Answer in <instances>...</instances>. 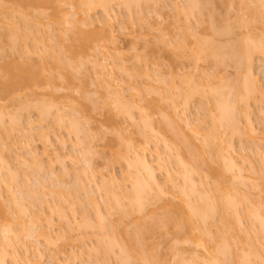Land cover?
I'll return each instance as SVG.
<instances>
[{"label": "rangeland", "instance_id": "rangeland-1", "mask_svg": "<svg viewBox=\"0 0 264 264\" xmlns=\"http://www.w3.org/2000/svg\"><path fill=\"white\" fill-rule=\"evenodd\" d=\"M88 1L50 0L47 4L41 5L44 7H38L33 3V5H29V3L24 5L21 0H0V83L3 80V67L13 61L39 64L43 60L44 64L43 61L41 64L45 65V69L41 72L43 76L41 81L45 84L31 89L21 87L16 91H0V173L2 174L0 176L7 180V185L12 187L9 191L6 184H0V191H2L0 202L3 206L1 207L3 211H0V245L4 241L2 240L3 232H1L4 226L10 225L8 232H11L8 233L11 243L9 246L4 243L8 253L4 252L5 257L3 255L4 260L2 259V261L4 262L2 264H125L127 261L130 262L129 264H203L209 252L217 247L218 238L216 239V236L218 237L220 230L218 227H221L223 221L226 222V226L228 224L230 229L228 231L227 228L225 229L226 226L222 225L225 230H221H227V235L226 232L224 233L226 237L221 235L222 241L227 244H224L227 247H225L226 250L220 254V258L224 259V264H264V222L261 221L262 217L264 221V206L258 207L257 205L258 202L264 204V54H262L264 50H259L260 52L254 50V54H252L254 59L252 58L253 64L250 66L252 69L250 72L256 79L254 84L256 82L257 90L251 89L253 93L247 92L241 85L244 73H246L243 71L245 68L239 72L237 68H241L242 65L236 66L235 69L237 61L233 62L240 59L238 54L242 57V51H245L243 49L246 46L244 41L248 36L249 40H253V42H249L247 39L248 44L251 43L250 46L253 45L252 43H257L262 48L263 43H260L264 40V0H207V2H201L202 4L206 3V5H200L202 9L207 7V10L204 8L205 12L201 11L203 17L200 13L201 17L198 16L193 10L194 17L189 15L188 21L185 22H188L189 24H187L193 29L201 26L195 29L197 34L199 29H202V32L199 31L198 34L199 39L202 40L208 35L210 38H206H209L210 45L213 42L216 43L213 46L218 44L222 48L226 42L231 44L235 42L238 43L237 47L242 53L238 50L237 56L233 53L236 57L231 58L232 56L228 52L232 53L230 50L235 43L231 48L230 44H226L225 46H229L228 49H230L227 50L225 47L221 49L228 51L227 54L225 52L223 60L217 58L218 52L216 54L215 51L209 49V53L212 51L215 56H211L212 52L209 55L205 51L203 52L205 53L204 58L201 53L200 58L202 57V59L196 61L194 57L189 56L191 49H195V39L189 37L192 34L187 35V32L192 33L193 29L190 28L186 32L184 28H177L185 23L184 21L182 24L179 23L183 20L184 12H178L177 15L174 12V7H182L181 10L186 9L187 0H156V3H152V0H141L139 5L136 3L134 5L132 2L131 5L126 4L124 0H114L108 4L107 11L100 6L87 9L85 2ZM37 11L40 13L39 16L36 14ZM207 12H212L213 16L211 17ZM105 14L108 16L105 17ZM176 16L181 19H178L179 22L176 20ZM107 17L110 20V26L104 27L98 34L94 54L91 52L86 57L87 60H84V64L82 62V66H77L78 70L76 68L68 71L66 65L69 63L65 61L71 59L67 58L68 54L64 48L70 43L71 34L77 29L97 31L101 25L97 20ZM34 18H38V20L41 18L39 25L35 23ZM87 18L92 20L91 25L82 24L81 19ZM199 18L202 19V22ZM210 19L216 20L213 26L217 24V28H220V25L222 27L223 24L224 26L228 25V28H231H229L231 31H229L231 34L228 32L229 36L234 33V37L228 38L227 33L221 37L218 36L220 40L216 34V37L211 34L212 38L209 35L210 30H207V26H211L208 25ZM218 21L219 23H217ZM33 23L37 26H34ZM244 23L247 28L243 25ZM204 24L207 25L206 28L203 27ZM225 27L223 28L226 29ZM178 29L186 32V38H188V40L185 38L184 44L182 43L183 47L185 46L189 51L186 53L187 50L184 47L185 58H178L180 53L175 50L179 46L174 44L177 37L179 39ZM14 30L16 31L15 37ZM204 31L209 33L206 32V35ZM26 34L36 36L38 43L36 42L34 45L33 39L24 38ZM203 34L206 36L202 37ZM223 37L225 40L227 39L226 42H223L225 41ZM214 38L218 39V43L217 39L213 41ZM196 39L198 40V37ZM12 40L15 42V47L11 46L14 43ZM24 47H27L31 53L24 54L21 51ZM215 49L213 48V50ZM178 50L181 51V49ZM51 51H54L52 55L57 56L52 57ZM107 51H110L115 57H111ZM173 51H176L174 54L178 55L177 60L174 58L176 56ZM186 54L188 55L186 56ZM183 55L184 53L181 56ZM242 60L240 59L238 62L241 63ZM93 62L104 67L102 68L103 72L110 73L109 81H122L123 84L120 86V82L114 83L115 85L112 83L116 88L108 87L96 74L98 68L96 67V70ZM237 65L239 64L237 63ZM118 66H124L125 69ZM172 72L174 74L177 72L181 77ZM63 76H67V78H63ZM190 79L193 82H189ZM157 87H160L159 91L163 97L156 94ZM211 87L222 91V97L226 101L223 105H227L226 108L234 106V108L232 106L230 108L231 110L235 109L232 110V113L239 119L238 131L230 133L228 127L224 126L223 128V122L219 120V123L216 122L217 120L216 123L214 122L212 116L218 114L216 105L220 104L217 100L222 97L215 99L220 93L213 97V94L216 93L211 91ZM191 89H195V92L191 93L190 97L186 94L189 98H187L186 104L183 96ZM166 96L167 98H165ZM122 97L127 104L126 108L130 107L128 110L132 113L133 119L131 120L127 119L126 114L123 115L116 111V104L122 103H117L118 99L124 100ZM227 103L231 105L228 106ZM173 104L177 105V107L173 106L177 108H175L177 113L181 108L185 109L183 110L184 116L179 112L178 118L175 111L181 130L179 127H172L176 122L175 116H173L175 119V122H172L173 125L169 115H167L169 120L163 118L165 122L161 121L160 109H165L164 111L172 115L174 113L172 111ZM223 105H219L220 108ZM43 108L46 110V113L45 110L42 112L45 113L44 115L40 113ZM231 110L229 109L230 112ZM143 112L145 113L143 118L153 128L146 134L145 139L147 131L143 133V130L146 129L141 116ZM183 117L188 120L184 122ZM164 123L168 127H165ZM191 124L193 127L196 126L197 130L199 129L197 131L194 128L197 133L193 131ZM250 125L254 129L253 134H249ZM169 126L178 129L174 131ZM71 127L77 129L73 130ZM176 132L179 135H188L197 145L194 147L190 140L192 147L186 149L188 146H182V143H179L182 138L176 134L180 139L178 143L185 147L182 148L176 143L182 148L179 151H183L180 157L193 167L190 178L193 180L195 188L190 190L191 192L187 190L191 202L193 199L195 204H203L204 199L205 202L209 201L208 205L215 203L216 206V208L214 207L215 214L207 217L203 220L204 222L196 218L193 219L192 225L195 230L191 234L185 229L177 227L176 223L180 220V214L171 208L170 204L178 205L184 211L187 206L179 204L170 195L153 198L144 205L140 212H132L128 198L123 197V194L125 196L126 191L130 189L129 181H124L125 184L119 187L118 191L114 190L111 184L110 187L107 185L109 188L112 187L114 192L120 193H117L119 198L123 197L119 200L121 204L119 206L124 210L127 207L126 209L132 212L128 211L131 214L123 216L117 212L118 209V211L121 209L116 206L117 201L112 203L115 197L112 196V193L109 196L110 193L106 194L108 191L104 190L107 188L105 186L108 182L104 181L106 182L104 186V183L100 181V173L112 175L119 180L123 176L126 177L128 173L131 174L132 171L130 172V169L128 170L126 167V161L121 156L114 154V151L123 153L126 142L130 139L135 146L145 147L144 156L148 160H152L157 181L162 188L165 187L168 191H173L177 197L181 186H184L182 188L185 189L187 185V182L183 180L185 171L182 166L177 165V160L175 162L174 159L176 156L174 148H179L174 146L178 145L172 144L173 148L170 146L172 149L165 147L173 142L171 140L177 142L178 138L174 137ZM209 133L212 134H210L211 137L208 136ZM212 136L216 138L215 142L212 140L214 143L211 148L210 143L209 145L204 143H207L205 138L211 139ZM187 139L189 141V138ZM164 140L171 142L165 145ZM182 141L188 144L184 139ZM222 141L223 143L220 145L219 143ZM225 143L230 147L228 146L222 153L219 147L223 148ZM223 144L224 146H222ZM53 148H57L58 157L50 158V155L48 158V153ZM29 151H34L38 160H32ZM70 153L73 156L76 155L77 163V160L73 161L69 158ZM155 154H162L163 161H160L164 165L161 169H158L154 163ZM223 154L225 156L229 154L234 163L241 166V177L229 179L232 174L227 173L228 169L224 170L225 165L221 160ZM84 163L86 166L89 163L91 168H86ZM3 164L6 167H3ZM37 165L44 168L41 167V170L37 168V171ZM7 167L8 169H6ZM83 167L88 169L84 168L87 172L85 174L82 172L84 176L80 172ZM214 168H217L216 171L222 169V177L215 178L217 173L213 170ZM230 172L234 171L229 170ZM92 173L95 184L89 183ZM141 174L143 175L142 172ZM200 174L203 177L202 184L198 180L201 178ZM25 176L29 179L25 180ZM90 180L92 181V179ZM215 183L219 185L218 188ZM16 187L17 189L22 188L21 192H23L20 194V190L16 191ZM26 189H33L29 193L31 196L26 194L27 192L24 191ZM14 191L16 192L14 193ZM17 192L21 197L18 201L22 200L19 202L21 205L23 204V208H26L25 214L22 210L19 211L20 206L17 207L13 204L10 193H14L13 197L15 198ZM221 197L231 200V204H236V209L239 211H237V218L230 206L226 207L218 202V198ZM105 198H108L106 199L108 203L110 202L106 207L109 213H106ZM111 203L115 205L112 207ZM96 207L103 215H100L101 219L96 215ZM10 213H14V215ZM171 214L173 220H168L171 221L170 223L166 221L167 219L166 222H163L164 218H169L172 216ZM6 215H8L7 219L9 215L14 218L12 220L9 218L7 221ZM151 220L155 222L159 220L160 223L168 224H164L165 226L160 229V225L153 224L157 225L154 227L156 230L154 228L152 230L155 233L152 232L151 236L150 234L149 236L145 235L148 238L145 237V243H143V238V246L140 245L143 247H141L142 251L139 247L141 252L138 251L140 253L134 254L133 251L138 250L136 249L138 246L136 248L134 246L137 244L138 235L143 230L141 227H145V223L151 226ZM85 221L86 223H84ZM20 226L24 230L20 229ZM28 229H30L31 237L25 236ZM17 234L19 241L14 238ZM101 236L105 237V241L100 240ZM134 240L135 250L130 249L129 251V256L132 255L131 258L126 256L123 259L122 255L120 256L121 249L119 247L126 244H123L124 241H133L130 243H134ZM106 242L112 246L111 249L109 248L110 250L105 249L104 246L109 247ZM128 246L132 248V245L128 244ZM1 248L5 247L1 246ZM131 250L133 251L131 252Z\"/></svg>", "mask_w": 264, "mask_h": 264}, {"label": "bare ground", "instance_id": "bare-ground-1", "mask_svg": "<svg viewBox=\"0 0 264 264\" xmlns=\"http://www.w3.org/2000/svg\"><path fill=\"white\" fill-rule=\"evenodd\" d=\"M21 1H23L22 3L24 4V5H26L27 3H29V5L31 4V5H37L38 7H44V6H41V5H44V4H47L50 0H21ZM110 1H114V0H97V1H94V0H92V1H88V2H85V4L87 5V9H91V8H93V7H96V6H100V7H102L103 8V10H105V11H107V6H108V4H110ZM143 1H151V0H143ZM186 1V0H185ZM24 2H26V3H24ZM124 2L126 3V4H130L131 2L132 3H134V5H135V3H136V5H139L140 3L139 2H141V0H124ZM157 1L156 0H152V3H156ZM188 4H186L185 6H186V9H180V8H182V7H180V8H177V7H174L173 9H174V12H176L175 14L177 15V13L178 12H184L183 14H184V16H183V20H182V22L180 21H178V19H180V18H178L177 16L175 17L176 18V20L179 22V23H184L185 21H188V16L190 15V16H193L194 14H192L193 13V10H194V12L196 11V14H198V16H200L199 15V13L201 14L203 11H204V8L207 10V7H203V9H202V6H200V5H206V3H204V4H202L201 2H207V0H205V1H201V0H187L186 1ZM200 2V3H199ZM33 3V4H32ZM28 5V4H27ZM131 5V4H130ZM157 5H158V3H157ZM157 5H155V6H157ZM215 6H217V5H215ZM216 8V7H215ZM213 9V8H212ZM205 10V11H206ZM209 10V9H208ZM82 11V10H81ZM202 11V12H201ZM204 11V12H205ZM216 11V10H215ZM215 11H212V12H215ZM38 12V11H37ZM212 12H207V13H209L210 14V16L212 17L213 16V14H212ZM106 13V12H105ZM36 14H38V16L40 15V13L38 12V13H36ZM81 14H83V13H81ZM174 14V15H175ZM212 14V15H211ZM216 14H217V12H216ZM202 15V14H201ZM214 15H215V13H214ZM105 17L106 16H108L107 14H105L104 15ZM217 16H219V15H217ZM37 17V16H36ZM194 17V16H193ZM201 17V16H200ZM202 17H203V15H202ZM207 17H209V15H207ZM210 17V18H211ZM39 18V17H38ZM38 18H34V21H35V23L37 24V25H39V22H40V19L38 20ZM214 19H215V16L213 17ZM101 19V18H100ZM100 19H98L97 21H98V23L99 24H101L100 25V28L97 30V31H83L82 29H77V31H75L74 33H72L71 34V37H70V43H68L67 45H66V47L64 48V50H65V52L68 54V56H67V58H70L71 60H69V59H67V61H65V62H67V63H69V64H67V63H64L67 67L66 68H68L67 70L69 71V69H70V71H72V70H75L76 68H77V66L79 67V65L80 66H82L83 64H84V60L86 59L87 60V56L88 55H90V53L91 52H93V54H94V52H95V49H96V46H97V42H96V39H97V37L99 36L98 34H100V31L102 30V29H104V27H108V26H110V20H109V18L107 17V18H105V19H103V20H100ZM130 19V18H129ZM199 19H201V18H199ZM216 19H217V17H216ZM218 19H219V17H218ZM181 20V19H180ZM34 21H32V22H34ZM54 21H56V20H54ZM184 21V22H183ZM194 21V20H193ZM201 22H202V19L200 20ZM204 21V20H203ZM208 21H209V19H208ZM207 21V22H208ZM213 20H211L210 19V22H208V25H211V26H207V30L209 31L210 30V32L211 33H209V32H207V33H209V35L210 36H212V35H214V37H216V35H217V38H218V36L219 37H221V36H223V35H226L229 31H230V29L228 28V25H226L225 24V26H227V27H225L224 26V24L223 23H221V24H223L222 25V27H221V25H220V28H217V24H214V26H213V23H216L215 21L216 20H214L213 22H212ZM68 22V21H67ZM81 22H82V24H84V25H86V26H88V25H91L92 24V20L91 19H81ZM196 22V21H195ZM245 22V21H244ZM188 23V22H187ZM186 22L184 23V24H182L183 26H181L180 24V26H178L177 28H184V31H185V29H186V32L188 31V29L190 30V28H191V30L193 29L191 26H189L188 24H187ZM210 23V24H209ZM217 23H219V21L217 22ZM246 23H247V21H246ZM34 24V23H33ZM36 24H34V26L36 25ZM197 24V23H196ZM195 24V25H196ZM199 24V23H198ZM202 24V23H201ZM36 25V26H37ZM200 25V24H199ZM203 25V24H202ZM243 25H245V23L243 24ZM197 26V25H196ZM195 26V27H196ZM206 26H205V24H204V26L203 27H205L206 28ZM201 27V26H200ZM199 26L197 27V28H200ZM212 27V28H211ZM223 27H225L226 29H224ZM245 27H246V25H245ZM176 28V29H177ZM197 28H195V29H197ZM209 28V29H208ZM247 28V27H246ZM195 29H193V32L191 33V32H187V35L188 34H192V35H190L189 37L191 38V39H195V41H194V45H195V49L193 48V49H191V51L189 52L188 50H187V48L185 47V49L187 50L186 51V53L187 52H189V53H191L189 56H192V57H194L195 58V61L197 60V59H202V57L200 58V56H202L201 55V53H203V52H205V53H209V49H211L213 52L215 51V53L216 54H218L219 53V56L217 55V58L219 57L220 59H222L226 54H227V50H229L230 48H231V46H232V44H234V43H227L226 42V40L229 38V37H232L233 35H234V33L232 34V36H229L231 33V31L227 34V36H228V38L226 37V36H224V37H226L227 39L225 40V38L223 37V39L225 40V41H223V39L221 40V44H222V41L223 42H226L225 43V45L226 44H230V48L228 49V47L227 46H223L222 48H224L225 47V49H227V50H221L222 48L221 47H219V45L217 44V45H215V46H213L214 44H216V43H211V45H210V41H209V36L206 34V32L204 31V33L207 35H204L203 34V36L202 35H200V36H202V37H204V36H206V37H209L208 39L206 38V37H204V39H202L201 40V38L199 39V31H201L200 29H199V31H198V34H197V32H196V30ZM212 29V30H211ZM38 30V29H37ZM179 30V31H178ZM177 31H178V34L179 35H177V36H179V39H178V37H177V39H176V43H174L175 45H179V46H177L176 47V51H177V53H180V54H178V55H180V56H178L177 54L175 55L174 53H176V51L174 52L173 51V54L176 56V57H174V58H176V60H177V56H178V58H183L184 56H185V52H184V47H183V44H184V42H185V38L187 37L186 36V32H184L183 30V32L180 30V29H178ZM36 31V30H35ZM35 31H33V32H35ZM195 31V32H194ZM16 31L14 30V32H13V35H14V37L16 36V34H14ZM182 32V33H181ZM202 32V31H201ZM200 32V33H201ZM213 32V33H212ZM247 32V31H246ZM194 33V34H193ZM202 34V33H201ZM212 34V35H211ZM216 34V35H215ZM245 34H247V33H245ZM195 35V38H193V36ZM196 35H197V37H198V40L196 39L197 37H196ZM24 36V35H23ZM161 36H163V35H161ZM248 36V35H247ZM234 37V36H233ZM232 37V38H233ZM236 37V36H235ZM246 37V36H245ZM24 38H26V39H33V41L35 42L34 43V45L36 44V42L38 43V38L35 36H33V35H25L24 36ZM212 38H213V36H212ZM217 38H214L213 39V41H216L215 39H217ZM13 39H15V38H13ZM187 40H188V38H186ZM219 40H220V38H218ZM218 39H217V43H218ZM246 39V38H245ZM247 39L249 40V36L247 37ZM247 39H246V41H247ZM179 40V41H178ZM186 40V41H187ZM262 40V39H261ZM260 40V41H261ZM229 42H230V39L228 40ZM234 41V40H233ZM246 41H244V43H245V45L247 46H245V48L243 49V50H245V51H240L239 50V48L237 47V44L235 43V50L233 51V49H234V46H232V48H231V50L230 51H232V53H229L228 52V54L230 55V56H232L231 58H233V56L234 57H236L237 56V54L239 53V52H241L243 55H242V57H241V55L240 54H238V57H240V59L242 60V58H243V60L241 61V63L240 62H238L239 60H234L233 62H236L237 61V63L239 64V65H237V63L235 64V69L238 67V66H240V65H242L241 66V68H237L238 69V71L239 70H241V69H243V68H245L246 69V71H245V69H243V71L244 72H246V73H244L242 76H243V80L241 81V85L242 86H244V90H246L247 92H249V93H253V91H257L256 90V86H255V84H256V82H255V84H254V81H256V79L254 78V76L252 75L253 73L252 72H250V70H252L251 69V67L250 66H252V58L254 59V57H252V54H254V50L255 51H258V52H260V51H263L264 50V40L260 43V44H262V48L261 47H259L258 45H257V43H252L253 45L252 46H250L249 44H251V43H249L248 44V41L246 42ZM259 41V42H260ZM12 42H14V40H12ZM249 42H253V40L251 39V40H249ZM183 43V44H182ZM191 43V42H190ZM247 43V44H246ZM224 44V43H223ZM187 45H188V43H187ZM248 45H249V47H248ZM12 47H15V42L11 45ZM211 46V47H210ZM239 46V45H238ZM61 47V46H60ZM189 47V46H188ZM210 47V48H209ZM181 49V51L180 50H178V49ZM190 48V47H189ZM208 48V49H207ZM213 48L215 49V50H213ZM246 48H247V50H246ZM59 49H61V48H59ZM258 49V50H257ZM262 49V50H261ZM48 50H50V49H48ZM204 50V51H203ZM210 50V51H211ZM217 50V51H216ZM238 50H239V52H238ZM260 50V51H259ZM21 51L24 53V54H30L31 53V51L27 48V47H24L23 48V50L21 49ZM57 51V50H56ZM208 51V52H207ZM211 51V52H212ZM220 51H221V53H220ZM222 51H224V53H222ZM47 52V51H46ZM54 53V51H51V53H50V55H52L53 53ZM108 52V54H110V56L112 57V56H114V54H111V52L110 51H107ZM210 52V53H211ZM212 52V54H211V56L213 55V56H215V54ZM218 52V53H217ZM225 52H226V54H225ZM253 52V53H252ZM264 52V51H263ZM262 52V54H264ZM184 53V55L183 56H181L182 54ZM205 53H203V58H204V55H205ZM210 53H209V55H210ZM233 53L234 54H236V56L235 55H233ZM220 54H221V56H220ZM225 54V55H224ZM188 54H186V56H187ZM228 55V56H229ZM240 55V56H239ZM54 55H52V57H53ZM55 56H57V55H55ZM54 56V57H55ZM228 56H226V57H228ZM115 57V56H114ZM238 57H237V59H238ZM161 58V57H160ZM185 58V57H184ZM214 58H216V57H214ZM234 59V58H233ZM236 59V58H235ZM223 60V59H222ZM43 60H41V62H42ZM69 61V62H68ZM218 61V60H217ZM41 62L39 63V64H35V63H32V64H30V63H22V62H16V61H13V62H11V64H6L4 67H3V80L1 81V83H0V91H3V92H7V91H16V90H18L19 88H21V87H27V88H29V89H31V88H36V87H39V86H41L42 84H45V82H43L42 83V79H43V76L41 75V72H42V70L43 69H45V65H43L44 64V61H43V64H41ZM83 62V64L81 65V63ZM172 62H173V60H172ZM174 62H175V59H174ZM220 62H221V60H220ZM94 63V65H95V68L97 67L98 68V70H97V68H96V70H97V75H98V77L100 78V80H102V82L104 83V84H106L108 87H112V88H116V87H113V85H115L114 83H118V82H120V86H121V84H123V82L122 81H113V82H111V81H109V79H108V77L110 78V73L109 72H103L102 71V68H104V67H101V65L99 64V63H96V62H93ZM176 63H177V61H176ZM69 66V67H68ZM237 66V67H236ZM244 66V67H243ZM119 68H121V69H125V67L124 66H118ZM48 68H50L49 66H48ZM62 68V67H61ZM72 69V70H71ZM79 68H77L76 70H78ZM60 70V69H59ZM125 71V70H124ZM243 71H241V72H243ZM60 72V71H59ZM75 72H77V71H75ZM240 72V71H239ZM173 74H174V72H172ZM179 73V72H178ZM61 74V73H60ZM172 74V75H173ZM175 74H177V72L175 73ZM174 74V75H175ZM181 74V73H180ZM184 74V73H183ZM182 74V75H183ZM62 75V74H61ZM178 75V74H177ZM64 76H65V74H64ZM63 76V78H67V76L66 77H64ZM179 76V75H178ZM53 77H55V76H53ZM179 77H181V76H179ZM181 81V80H180ZM190 81H192L191 79L189 80V82ZM193 82V81H192ZM112 83H113V85H112ZM243 83V84H242ZM212 88V87H211ZM210 88V89H211ZM254 88V89H253ZM251 89H253V91L251 90ZM160 90V87L158 88L157 87V90L155 91V92H157L156 94L159 96V97H163V94H161V91H159ZM217 90V91H216ZM218 90H220V89H217V88H212L211 89V91H213V93L215 92L216 94H213V97H214V95H219V94H217V93H220V95L218 96V97H215V99L217 98H221L222 96H223V94H222V91L220 90V91H218ZM245 91V92H246ZM193 92H195V89H191L189 92H187V93H185V95L183 96V100H184V103H186V101L188 102V96L189 95H191V93H193ZM189 93V94H188ZM249 93H247V94H249ZM188 96H187V95ZM264 94V93H263ZM263 94H261V95H263ZM190 97V96H189ZM123 98V97H122ZM165 98H167V96L165 97ZM188 98V99H187ZM124 99V98H123ZM119 101L117 102V103H119V102H122L121 104H116V107H117V109H116V111L118 112V113H121V114H126L125 116L127 117V119H129V120H131V119H133V117H132V113H131V111L130 110H128V108H130L129 106H128V108H126L127 106V104H126V102H125V99L122 101H120V99H118ZM182 100V101H183ZM220 102V104L218 103V102ZM216 102L218 103V105H216V106H218V108H217V110L215 109L214 111L216 112L217 111V115L215 116H212L213 117V120H214V122L216 121V122H218V120L220 121V122H223V124H221V125H223V128H224V126H226V127H228L227 129L228 130H230L229 132L231 133V131L233 132V131H238L239 130V119H238V117H236L233 113H232V110H235V109H233L234 108V106H232L231 104H229V103H227L228 104V106L229 105H231L233 108H232V110H231V106H229V109L231 110V112L229 111V109L228 108H226V106L227 105H223V103H226V101H225V99L222 97L220 100H217ZM223 101V102H222ZM225 101V102H224ZM215 102V103H216ZM124 103H125V105H124ZM183 103V102H182ZM187 104V103H186ZM186 104H183V105H186ZM121 105V106H120ZM176 105V104H175ZM174 104L172 105V107L173 106H175ZM222 106L223 105V107L222 108H220V106ZM234 105V104H233ZM120 106V107H119ZM122 106H123V108H122ZM225 106V107H224ZM176 107H177V105H176ZM176 107H173L174 108V110H173V108H172V111H174V113L173 112H171V113H173L172 115L171 114H169V113H167L166 111H164L163 109L161 110L160 109V113H161V121H162V123L163 122H165V120H163V118L165 119V118H167L168 120H169V117H171V119H173V120H171L170 119V121H171V123L174 121L175 122V119H176V122L174 123L175 125L176 124H178V120H177V118L179 117L178 116V114H179V112L184 116V114H183V110H185V109H183L182 110V108L180 109V111L178 110V113H177V108ZM215 107V106H214ZM44 108H45V106H44ZM41 109L40 110V113L42 114V115H44L45 113H46V110L45 109ZM176 108V109H175ZM185 108V107H184ZM44 110H45V113H42V112H44ZM175 111H176V113H175ZM182 111V112H181ZM215 112H214V114H215ZM234 112V111H233ZM142 113V112H141ZM202 113V112H201ZM235 113V112H234ZM177 115V118H176V115ZM167 115H169V117H167ZM141 116H142V119H143V122L145 123V124H143L144 126H145V131L143 130V133H145L146 131V133H145V136H144V134H143V136H144V139H145V137H146V134L149 132V131H151V130H153V128H152V126L150 125V123L145 119V118H143V117H145V113L143 112V114H141ZM173 116H175L174 118H173ZM182 117V116H181ZM184 119H183V121L184 122H186V120H188L187 118L185 119V117H183ZM247 118V117H246ZM212 119V118H211ZM248 120H249V118H247ZM246 119V120H247ZM247 120V121H248ZM213 122V123H214ZM215 122V123H216ZM219 123V122H218ZM75 124V126L78 128V126L76 125V123H74ZM74 124H73V127H74ZM165 124V127H168V125L166 124V123H164ZM219 124V125H220ZM167 125V126H166ZM172 125H173V123H172ZM175 125H173L172 127H179V124L177 125V126H175ZM75 127V129H77ZM169 127H171V126H169ZM171 127V128H172ZM191 127H192V129H193V131L194 132H196V126H192V124H191ZM226 127H225V129H226ZM250 127V129H249V134H253L254 133V129H253V127L250 125L249 126ZM72 128V127H71ZM174 128H172L174 131L176 130L177 131V129L178 128H176V129H174ZM181 127H179V129H180ZM194 128L196 129V130H194ZM73 130H75L74 128H72ZM181 130V129H180ZM179 130V131H180ZM199 130V129H198ZM197 130V131H198ZM172 131V130H171ZM178 132H176L175 133V138H178V140L177 139H175V140H177V142L176 141H174V140H171V141H173L170 145L168 144V143H170L169 141L167 142L166 140H164V142H165V145L166 144H168V146H165V147H169V148H171L170 146H172V148H173V145L172 144H174L175 143V145H178L179 143L181 144L182 143V146L183 145H185V147L186 146H188V147H186V149L187 148H190L191 149V147H192V144H193V146L195 147V146H197L191 139H190V137L188 136H185V135H179V134H177ZM197 133V132H196ZM176 134H177V136L179 135V137L180 138H182V139H184L188 144H186L185 142H183L182 141V139L180 140L179 139V137H177L176 136ZM211 133H209V137H211V135H210ZM205 135H207V134H205ZM181 136H183V137H181ZM208 136H204V137H208ZM189 138V141H188V139L187 138ZM172 138V137H171ZM216 137H213L212 136V138L211 139H208V138H205L206 139V141H205V139H204V141L205 142H207V143H204L205 145L207 144V145H209V143H210V147H211V145H212V143H214L215 141H214V139H215ZM174 139V138H173ZM182 141V142H180V141ZM190 140H191V142H192V144L190 143ZM210 140V142H208V141ZM212 140L214 141V142H212ZM178 141H179V143H178ZM145 142H147L146 140H145ZM144 142V143H145ZM176 143H178V144H176ZM217 143V142H216ZM223 143V141L221 142V143H219L220 145ZM179 144V145H180ZM174 146V147H179L178 149L177 148H174L175 149V152H174V154L176 155L175 157H174V159H175V162H176V160H177V162L176 163H178L177 165H179V166H182V169L185 171V173H184V175H183V180H184V182H187V185H186V188L185 189H183L182 187H184V186H181V188H180V191H179V194H178V196L176 197L175 195H174V192L173 191H168L165 187L164 188H162V186L160 185V183H159V181H157V179H156V175L154 174V172H155V168H154V166H153V164H152V160H148L145 156H144V151H145V147L144 146H142L141 148L139 147V146H135L132 142H131V140L129 139L127 142H126V146L124 147V152L123 153H121L120 151H114V154L115 155H119V156H121L125 161H126V167L128 168V170L130 169V172H131V174L130 173H128V175L125 177V176H123L122 178H121V180H119V179H117V178H115L114 176H112V175H109V174H107V175H104V174H102V173H100V181L102 182V183H104V186H105V184H106V182H108L107 184H106V186L105 187H107V185L110 187L111 185H112V187H114L113 189L114 190H117L119 187H121L122 185H124L125 184V182L124 181H126V180H128L129 181V183H130V189H128L127 191H126V195L124 196V194H123V197H127L128 198V204H129V206L131 207V210H132V212L134 211V212H140L143 208H144V205L146 204V203H148L150 200H153V198L155 199L156 197H159L160 198V196H162V195H170L173 199H176L177 201H178V203L179 204H184V205H186L187 206V208H186V210L184 211V210H181V208L178 206V205H174V204H170V207L171 208H173L174 210H176L177 212H179V214H180V220L176 223V225H177V227L178 228H181V229H185V231H188L190 234H191V232L192 231H194L195 230V227H193V225H192V221H193V219L194 218H196V219H198L199 221H203V220H205V219H207V217H211V216H213L214 214H215V212H214V209L216 208V206H215V203H212V204H209L208 205V203L207 202H209V201H207L206 199V202L204 201V199H203V201L202 202H204L203 204H200V203H198V204H195L194 203V200L192 199V202H191V198L188 196V192H187V190H191L192 191V189L193 188H195V184H194V182H193V180L190 178V172H193V167H191L192 165H190V164H188V163H185V161H183L182 160V158L180 157L181 155V152L183 153V151H179L180 150V148L182 147L181 145V147L180 146ZM227 144L225 143V146H226ZM222 146H224V144L222 145ZM225 146L223 147V148H225ZM228 146H229V144L227 145V147L225 148V149H223L221 146L219 147V149H221L222 150V153H224V151L228 148ZM185 147H182V148H185ZM209 147V146H208ZM230 147V146H229ZM171 148V149H172ZM182 148H181V150H182ZM212 148V147H211ZM173 149V150H174ZM185 149V150H186ZM221 150H220V153H221ZM202 151V150H201ZM29 153V156L31 157V159L32 160H34V161H36V160H38V156H37V154L34 152V151H29L28 152ZM200 153H202V152H200ZM58 150H57V148H53L52 150H51V152H49L48 153V158H49V156H50V158L51 157H58ZM226 154V153H225ZM225 154H223V157H221V160H223V162L224 163H222V164H224L225 166H224V170H226V169H228V171H227V173L230 175V174H232L231 176H230V178L229 179H231L232 177L233 178H235V179H238L239 177H241V174H242V172H240V170H241V166H239V165H237L236 163H234V161H233V159L231 158V157H229L230 155L229 154H227L228 156H225ZM76 156V155H75ZM75 156H73V154H69V158L70 159H72L73 161H76V163L78 162V159L75 157ZM200 156H201V154H200ZM221 156H222V154H221ZM162 154H155V158H153L154 159V163H155V165H156V167L158 168V169H161L162 168V165H164V164H161V161L160 160H162ZM202 157V156H201ZM86 161V160H85ZM163 161V160H162ZM205 161V160H204ZM87 162H89V161H87ZM87 162H85V163H87ZM165 162V161H164ZM85 163H84V166H86L85 165ZM236 164V165H235ZM5 165H6V163H5ZM4 164H3V167H6ZM8 165V164H7ZM239 166V167H238ZM41 167H43V166H41ZM40 166L38 167V165L36 166V170L38 171V169L37 168H39V170H41L40 168H41ZM87 167H90L91 168V165H89V163L87 164V166H86V168ZM130 167H132V168H130ZM44 168V167H43ZM85 167H83V169H81L80 170V172H81V175H83L82 174V172H84V174H85V172H86V170H88V169H84ZM134 168V169H133ZM188 168H190V169H188ZM253 168V167H252ZM255 168V167H254ZM6 169H8V167L6 168ZM216 169L217 168H214L213 170H215L216 171ZM84 170V171H83ZM195 170V169H194ZM222 169L220 168L219 170H217L216 171V173H217V176H215V178H219V177H222L221 176V174H222V171H221ZM229 170L230 171H234V172H230L229 173ZM7 171V170H6ZM45 171H46V169H45ZM212 171V170H211ZM221 171V172H220ZM42 172V171H41ZM141 172L143 173V175L141 174ZM196 172V171H195ZM224 172V171H223ZM48 173H50L49 171H48ZM87 173V172H86ZM213 173H214V171H213ZM1 174V173H0ZM11 174V173H10ZM198 174V173H197ZM2 175V174H1ZM50 175H51V173H50ZM50 175H48V176H50ZM80 175V176H81ZM228 175V176H229ZM12 176V175H11ZM52 176V175H51ZM50 176V177H51ZM84 176V175H83ZM87 176V175H86ZM91 177H89V183H93V184H95V182H94V180H93V173H92V175H90ZM105 176H106V179H105ZM104 177V178H103ZM198 177H199V175H198ZM200 177H201V174H200ZM81 178V177H80ZM84 178V177H83ZM86 178V177H85ZM103 178V179H102ZM168 178V177H167ZM24 179L25 180H27V179H29V178H27L26 176L24 177ZM90 179H92V181L90 180ZM102 179V180H101ZM203 177H201V178H199L198 180L200 181V184H202L203 183ZM81 180H82V178H81ZM87 180V179H86ZM7 180H5L3 177H1L0 176V184L1 183H3V184H6L7 182H6ZM52 181V180H51ZM91 181V182H90ZM104 181H106V182H104ZM201 181H202V183H201ZM218 181V180H217ZM36 183H38V182H36ZM78 183V182H77ZM218 184H219V182H217ZM2 184V185H3ZM16 184V183H15ZM86 184V183H85ZM111 184V185H110ZM114 184V185H113ZM216 184V183H215ZM218 184H216L217 185V188H218ZM91 185V184H90ZM216 185H215V189H216ZM6 188L10 191L11 189H12V187L8 184H6ZM53 186V185H52ZM86 186V185H85ZM84 186V187H85ZM89 185L87 184V187H88ZM171 186H174V185H171ZM17 187H22V186H17ZM17 187H16V191H18L19 192V190H20V194L23 192H21V189H17ZM82 187H83V185H82ZM81 187V188H82ZM109 187H107L108 188V190H106V189H104L105 191H108V192H106V194H108V193H110L109 194V196L111 195V193H112V196H114L115 197V200H113L114 199V197H112L111 199L113 200L112 201V203L113 202H116L117 201V203H115L116 204V206H119V205H121L119 202V200H121L123 197L121 196V198H119V195H117V191H113V189H112V187L111 188H109ZM11 188V189H10ZM90 188H91V186H90ZM116 188V189H115ZM15 189V188H14ZM166 189V190H165ZM0 190H1V188H0ZM23 190V189H22ZM87 190H89V189H87ZM86 190V191H87ZM218 190V189H217ZM16 191H14V193L16 192ZM25 192H27L26 194H28L29 195V193H31L32 191H33V189H26V190H24ZM31 191V192H30ZM90 191V190H89ZM190 191V192H191ZM2 191H0V194H2L1 193ZM17 192V197H19V198H17V197H13V196H15V195H13L14 193H10L11 194V197H12V201H13V204H15V206H17V207H19V211H23L24 212V210L26 209V208H23V204L21 205L20 204V202L22 201H18V199H20L21 197L19 196L20 194ZM63 192H64V190H63ZM91 192H92V190H91ZM62 193V192H61ZM89 193V192H88ZM19 194V195H18ZM34 194V193H33ZM90 194V193H89ZM105 194V193H104ZM118 194H120V193H118ZM22 196V195H21ZM29 196H31V195H29ZM89 196V195H88ZM223 196V195H222ZM0 197H2V195H0ZM106 197H108L107 195H106ZM17 198V199H16ZM22 198H24L23 196H22ZM89 198V197H88ZM110 198V197H109ZM106 199H108V198H105V200ZM126 199V198H125ZM202 200V199H201ZM218 202H221V205H224V206H230V208H231V210L233 209L234 210V212L233 213H235V217L236 216H238L237 215V209H236V204L235 203H232L231 204V200H229L228 198H225V197H221V198H218ZM108 201H110V200H108ZM104 202H106V206H105V208L106 207H108V205H109V203L107 202V200L106 201H104ZM217 202V203H218ZM107 203H108V205H107ZM112 203L110 204L112 207H113V205H115V204H113L112 205ZM125 203V202H124ZM123 203V205L126 207V203L124 204ZM18 204H20V205H18ZM93 204H95L94 202H93ZM206 204V205H205ZM214 204V205H213ZM234 204V205H233ZM261 204V205H260ZM2 205V203L0 202V211L2 212L3 210L1 209V207H3V206H1ZM212 205V206H211ZM217 205H220V204H217ZM257 205H258V207H260V206H264V204H262V202H258L257 203ZM22 206V207H21ZM95 206V205H94ZM111 206H109V207H111ZM8 207H9V205H8ZM111 207V208H112ZM120 207V206H119ZM215 207V208H214ZM98 207H96L95 208V212H96V215L97 216H99V218L101 219V217H100V215H101V211L99 210V209H97ZM121 209H120V211H118L117 210V212H120V215H128V214H131L132 212L130 211V210H127L126 208H125V210L124 209H122V207H120ZM97 209V210H96ZM109 209V208H108ZM106 210H107V208H106ZM113 210V209H112ZM110 211H111V209H110ZM128 211H130L131 213H129ZM106 212V211H105ZM126 212H128V213H126ZM213 212V213H212ZM239 212V211H238ZM5 213V212H4ZM103 213V212H102ZM106 213H109V210H107V212ZM10 214H12V215H14V213H10ZM21 214V213H20ZM24 214H25V212H24ZM211 214V215H210ZM22 215V214H21ZM168 215V214H167ZM170 215V214H169ZM172 215V214H171ZM7 216L8 215H6V220L8 221V219L9 218H11V215H9V217H8V219H7ZM63 216V215H62ZM96 216V217H97ZM101 216H103V215H101ZM15 217H17V215H15ZM164 217V216H163ZM165 217H167V216H165ZM171 217H172V219H171ZM14 218V216L10 219V220H12ZM98 218V217H97ZM237 218V217H236ZM167 219V220H166ZM168 222V223H170L171 221H168V220H173V215L172 216H169V218L167 217V218H164V221L163 222H166V221ZM238 220H239V218H238ZM261 221H262V223L264 222L263 221V217L261 218ZM151 226H148V225H146V223L144 224L145 225V227H141V229L143 228V230H142V232H140V234L138 235V237H137V234H136V237H137V239H136V242H137V244H136V246H134L133 244H135V240H134V243H130V242H133V241H124L123 242V244L124 243H126L125 245H123V244H121V245H123V246H121V247H119L120 249H121V251H119V252H121V254H120V256L122 255V257H123V259H125V257L127 256L128 258L130 257L131 258V256H129V251H130V249H134V247L136 248L137 246H138V248H136V249H138V250H135V251H133V250H131V252L133 251V252H135L134 254H136V253H140L141 251H142V249H141V247L143 246V244H142V242H143V238H144V242L143 243H145V240H146V238H148V236H149V234H150V236L152 235V230H153V228L155 227V226H159V229H160V227H164L165 225H167L168 223H163V222H159V220L158 221H152L151 220ZM159 224H158V223ZM204 222V221H203ZM84 223H86V221L84 222ZM149 223H150V221H149ZM149 223H147V224H149ZM222 223V222H221ZM227 223H228V221H227ZM239 223V222H238ZM153 224H157V225H153ZM165 224V225H164ZM226 224V222L224 223V221H223V223H222V225L224 226ZM163 225V226H162ZM221 225V227H218V230H219V228H220V230L221 229H224V227L226 226H222ZM9 227H10V225H8ZM7 226V227H8ZM220 226V225H219ZM6 226H4V228H5ZM3 228L2 230H1V232H3V234H2V240H4V241H2L3 242V244L5 243V244H7L8 246H9V244L11 243L10 241V239H11V237H10V235L8 234V233H11V232H8L9 230H10V228L8 227V228ZM21 227V226H20ZM145 228V229H144ZM228 229V231L230 230L229 228H228V224H227V226L225 227V229ZM12 229V228H11ZM20 229H22V230H24V228L23 227H21ZM224 229V230H225ZM13 230V229H12ZM11 230V231H12ZM30 229H28V231H26V233H27V235L25 234V236H27V237H31V234L29 235V233H30V231H29ZM154 230H156V228H154ZM218 231V233L220 234H218V237L216 236V239L218 240V241H216V244H217V247L216 248H214V249H212L210 252H209V255H208V257L203 261V264H224V259L222 258H220V254L221 253H223L224 252V250H226L225 249V245H227V244H225V242L224 241H222L223 240V238L221 237V235L223 236V237H226V236H224V233L227 231ZM221 232V233H220ZM15 233V232H14ZM13 233V234H14ZM17 233V232H16ZM135 233H137V232H135ZM155 232H153V234H154ZM8 234V235H7ZM226 235H227V232L225 233ZM145 235H148V236H145ZM10 237V239H9V237ZM13 236V235H12ZM18 234L16 235V237H14V238H16L17 240L19 239L18 237ZM21 236V235H20ZM140 236H143L142 238L140 237ZM220 236V237H219ZM146 237V238H145ZM22 238V237H21ZM104 238L105 237H103V236H101V238H100V240L101 241H103L104 240ZM107 238V237H106ZM111 238H113L112 236H111ZM97 239H98V237H97ZM20 240V239H19ZM18 240V241H19ZM137 240H139V241H137ZM105 241V240H104ZM110 241H112V239H110ZM222 242H224V243H222ZM107 243V242H106ZM109 243V242H108ZM107 243V245H109ZM116 243V242H115ZM3 244L2 245H0V263L2 264V262H4V261H2V259H3V255H4V257H5V254H4V252L5 253H8V251H6L5 249H6V246H5V244H4V246H3ZM112 244V243H111ZM128 244H130V245H132V248H131V246H128ZM225 244V245H224ZM12 245V244H11ZM104 245H106V244H104ZM140 245H142L141 247H140ZM145 245V244H144ZM1 246L2 247H5V248H1ZM134 246V247H133ZM104 247H106L105 249H107V250H110L111 249V247L112 246H110L109 245V247L108 246H104ZM139 247H140V249H141V251H140V249H139ZM110 248V249H109ZM143 248V247H142ZM227 248V247H226ZM14 249V248H13ZM105 252H106V250H104ZM138 251H140V252H138ZM223 251V252H222ZM130 252V253H131ZM133 254V253H132ZM133 254V255H134ZM140 255V254H139ZM223 255V254H222ZM4 260V259H3ZM125 262H126V260H125ZM129 264L130 262L129 261H127L125 264ZM4 264V263H3Z\"/></svg>", "mask_w": 264, "mask_h": 264}]
</instances>
